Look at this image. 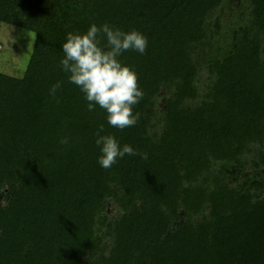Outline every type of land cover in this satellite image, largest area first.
Segmentation results:
<instances>
[{
  "label": "trees",
  "instance_id": "obj_1",
  "mask_svg": "<svg viewBox=\"0 0 264 264\" xmlns=\"http://www.w3.org/2000/svg\"><path fill=\"white\" fill-rule=\"evenodd\" d=\"M227 5L0 0V27L36 33L25 73L0 71V264H264V0ZM92 23L148 37L120 57L144 92L133 127L59 67ZM101 124L140 155L100 167Z\"/></svg>",
  "mask_w": 264,
  "mask_h": 264
},
{
  "label": "clouds",
  "instance_id": "obj_2",
  "mask_svg": "<svg viewBox=\"0 0 264 264\" xmlns=\"http://www.w3.org/2000/svg\"><path fill=\"white\" fill-rule=\"evenodd\" d=\"M102 39H106V46L101 45ZM148 43V37L138 29L125 31L108 23H92L85 32L67 33L59 67L83 93L88 111L99 106L106 113L107 124L123 130L136 125L138 116L133 108L144 92L136 70L120 57L130 50L143 54ZM61 86L62 82L57 81L50 94L55 96ZM94 142L99 149L97 163L103 169H111L126 155H140L132 145H122L114 134H105L103 124L97 129Z\"/></svg>",
  "mask_w": 264,
  "mask_h": 264
},
{
  "label": "rangeland",
  "instance_id": "obj_3",
  "mask_svg": "<svg viewBox=\"0 0 264 264\" xmlns=\"http://www.w3.org/2000/svg\"><path fill=\"white\" fill-rule=\"evenodd\" d=\"M244 0H230L223 13L224 21L234 18ZM31 35V36H30ZM36 33L25 28L9 24L0 27V71L22 76L30 61ZM33 38V39H32Z\"/></svg>",
  "mask_w": 264,
  "mask_h": 264
}]
</instances>
